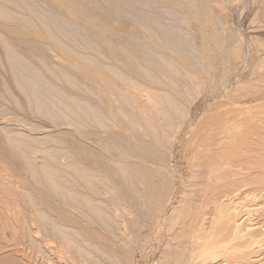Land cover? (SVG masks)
<instances>
[{
  "label": "rangeland",
  "instance_id": "rangeland-1",
  "mask_svg": "<svg viewBox=\"0 0 264 264\" xmlns=\"http://www.w3.org/2000/svg\"><path fill=\"white\" fill-rule=\"evenodd\" d=\"M44 1L45 0H35L34 5L37 6V8L35 6L34 7L37 9V13L39 12L40 15L42 13V16L43 14L45 16H48L49 13H52L53 15L58 14L57 16H59V14L64 15V13L57 11L54 4H52L48 0L46 1L49 4ZM94 1L95 0L89 1L92 2V5L95 4L94 6L91 5L92 13H94V18L101 21L105 16L103 20L107 24L103 20L101 22H104V25H107L118 33L117 36H113L115 40L112 37V42L110 44L118 51V53H124L128 47V49L132 51V56H136L135 58L133 57V59L135 60H133V62H135V64L138 63V65H140L142 68H140L139 66H135L134 63V66H130L124 61L123 58H117V60H111V58L109 59L107 57L108 55L106 54L107 52L105 50V47L101 44V42L98 41V39L89 38L88 40L92 41V44H88V42H86L88 41L87 39L84 42L81 37V39L79 37L74 40L71 39L73 42L71 40L70 42L67 38L66 40L63 37L64 40H66L63 41L68 45V49L71 48V52L73 49V54L77 52L76 54L85 55L88 58H91V60H95L96 63L98 62V66L104 72H108L107 65L113 64L112 67H114V70L116 72L119 71L117 74L120 76L122 75L121 78H116V81H119L123 77L122 80L127 83L126 87L129 89V91L136 94L135 97H137V102L135 101V105L132 103H129L130 105L122 103L118 93H116L114 90L102 87L100 84H97L95 86L88 80V78L84 76H76V74H73L74 79L76 78L75 81H77L79 86H81L82 90L80 88L76 89L63 86L60 81L52 79L51 82L54 85L60 88L63 87V89H65V91H67L70 96L77 97L79 100L81 98V100H84L85 102L89 101L88 103H91L90 105H93L100 111L103 110L100 113L103 112L102 115L104 127L96 126V124L94 125L95 122L93 123L91 121H89V125H86L87 122H85V126H77L73 124V122H71L70 124L60 123V125L58 121L55 126L49 125L50 128L53 127L52 130L48 128V130H44L45 132H39L47 133L48 135L51 132L50 134H52V136H57L59 138L61 137V139L64 141V146L68 147V149L70 148V150L74 152L76 156L78 155L76 158L78 159L77 163L79 164V166L82 165L84 170H94V172L91 170L90 171L91 174L93 172L92 176L100 175L97 179L104 178V181H101V183H104L102 184L103 186L101 185V189L103 190L101 191L103 193H101L100 196L102 197L96 195V197L99 199L94 198L92 204L100 208H107V211L111 212V215L114 217V224H116L115 228L113 231L109 230L107 226L96 219L93 212L91 210H88L89 208H82V206H79L78 204H72L74 208L71 206V204H68L69 207L66 205L67 208H65L66 206L61 204V210H63L61 211L60 206H56L57 204L59 205L57 201L49 200V203H47L48 199H51V197H49L46 192L42 191V193L37 188V186L32 182L31 178H29V173L25 171L26 168L24 160L15 156L16 154L13 155V150L10 149L9 146H6L7 144L4 143L6 142L4 137L7 132H14L13 135H15V137L17 138L21 137L20 135H18L20 134L21 130L25 132V134L38 135V131H35L32 128L33 126L30 125L35 120H37V118L39 120L42 117L39 118V116L30 111V108H28L29 106L27 99L22 94V92L19 91V88L15 87L13 89V86H10L11 91L9 89L3 91L2 85L4 81L6 82L10 80V78H8L10 77V73L8 72V67H4L6 61L3 59V51L0 47V89L2 90V93H0V95L2 94V98L0 99V103L2 104H0V106L4 111H7L8 107H10L9 110H13L12 112L8 110V112H15V115L18 110L21 111L20 107L22 108L23 112H25L28 108V110L26 111L27 114L18 112L19 115L16 116L11 114L13 117L8 112V116L6 114H0V124H5L2 126L0 125V145H5L3 147L0 146V230L2 229L0 231V264H85L86 262L85 261L83 263V261H81L82 256L80 258L79 255L78 258L76 256L77 253L75 254L72 250L71 252L69 247H67L68 244L66 242H61L64 240L60 239V241L58 240V237L54 235H52L51 237L49 236L47 237L48 239H46L47 242H49L47 246H50L48 247L50 249V252H47L50 254L45 252V254L47 253L45 255L44 252L39 251L41 254L40 255L38 252L36 253L32 250L33 247L31 246L29 241L25 239V236L23 234L24 230H26L24 229L26 228V226L24 225V223H22L23 221H20V218L22 217V208L20 206L22 205L19 204H24L23 198H25V194H29L30 191L34 192V190L36 192L35 195L37 194V196L40 197L41 200H43L42 202L45 207L49 209L48 211H51V217L52 215H57L53 218L57 220L61 219L60 222H62V217L65 218L63 220L64 222H62V225L67 227V229H71V232L68 229V234H75L73 235L74 237L70 235L72 239L75 238L73 240H76L78 242L85 239V242L82 241L78 243H81L82 246L84 245V247L86 246L87 248L90 245H94L93 247H95L96 250L97 248H99L98 251H96L93 247L90 246L89 250L92 248L91 250L93 252H91V250L90 252L88 251L90 256H87L91 257L92 255L91 259H98L97 261H89V258V262L87 261L89 264H92L93 262V264H172L171 261L176 260L177 262L182 257V261L180 259L179 262L180 264L181 262H186L185 259L186 255L188 254L187 252H191L194 257L192 261L191 259H189V261L187 260L188 262L186 263L190 264H264V67H261L264 66V0H210L209 3H212L211 5H213V3H217L219 5V8H222L220 9L221 12L219 14L224 16V18L223 16H221L223 18L221 19L224 20L222 21V24H224L223 26H225V30L224 32L221 31L220 33V40L222 38L223 39L221 40L222 43L218 45L220 47L221 45H224L225 49L223 47H217V49L214 48L212 57L210 58L211 60L209 59L210 61H207V59H203V61L199 62L196 60L199 54L195 49H199L198 51H200L201 39H204V30L202 35L199 30H196V27H200L202 24V21L200 20V13L198 11L200 10L199 4L201 0H155L157 3V5H155L157 7L153 5L155 2L154 0H146L145 2L143 0H141V2L140 0H134L137 3L133 2V0H130V2L133 3L130 4H132L133 6L129 5V7L131 8H127L129 9L128 12L130 11L131 13H127L128 15L124 13L127 12V9L122 12H118L110 8L106 9V7L99 6L100 3L97 4L99 2L98 0H96L95 2ZM146 2H148V5L150 3V9L147 8L149 7L148 5H145L147 4ZM221 2H223V5L221 4ZM139 3L140 7L138 5ZM49 5H53L50 6L53 8H49ZM135 5L136 7H134ZM142 6L144 7L142 8ZM152 6L155 7V9L158 8L159 10L152 9ZM97 7L100 8L98 9ZM93 8H95V10ZM103 8L105 9V11L100 10ZM138 8L139 10L140 8L142 10L138 11ZM45 9L48 12L50 10L51 11L48 13L47 11H45ZM97 9L99 12L97 11ZM133 9L135 10L133 11ZM223 9L224 11H228L229 13H224ZM20 11L22 13H26L25 11L23 12L22 9ZM148 11L149 13H147ZM99 14L103 15L101 16ZM145 14L149 16H146ZM156 14L158 15L156 16ZM142 15L145 17L144 20V17H142ZM137 16H139V19H137ZM154 18L159 21H156V23H154ZM147 19H149V21L152 19L153 21H151L156 25H151L153 23L151 21L149 23ZM225 20L227 22H225ZM141 21H145L143 23L144 25L146 23L147 24L144 26ZM198 21L201 24H199ZM158 24L160 26L159 28ZM194 24H197V26ZM149 25L151 26V28H149ZM74 28H76L75 30L79 31L78 33L83 34L84 32L85 34L83 35L89 37V34L86 31H82L81 29H79L80 27L78 28L77 26H74ZM202 28L204 29L203 26ZM160 29L163 32L166 31V36ZM70 31L74 30L70 28ZM156 31L158 33H156ZM39 32L41 33V31L38 30V39L42 36V33L39 34ZM130 33H132V36ZM171 33L173 34V36ZM1 34L2 36L10 37V35L6 34L5 32H2ZM129 35L131 37H126ZM225 36H228V38H225ZM164 38H166V42L164 41ZM129 39L132 44L130 43ZM168 39H171V42L169 41L168 43ZM93 41H95L94 43H96L97 45H93ZM122 43L126 46H121ZM37 45L39 46V48L42 47L41 44ZM81 45H83L84 47ZM198 45L200 46V48ZM38 46H34V51L38 52L39 54L41 52L40 55L42 56H39V54L35 53L34 51L33 53H31L32 55L30 53L27 54L24 51V47L18 48V46L16 45L18 49H22L19 51L21 53H25V56L30 57L33 60L32 62H34L33 64H35L36 62L37 66L38 64H41V61H38L41 58H44V60L48 62L46 63L48 65L51 64L50 66H52L53 68L66 65L67 59L65 56H61L62 54L57 55V51H54L53 49L49 50L48 48H46L48 51H44L43 49H40L41 51H38ZM252 46L254 47V53L252 50ZM227 47L231 50L226 49ZM89 48L92 50H90ZM144 48L146 49L145 51H143ZM262 48L263 50L261 51L260 49ZM134 49H137L138 51L140 50V52ZM95 50L98 52L96 53ZM256 50H259V54L258 52H256ZM142 51L145 53L146 51H148L150 55H144L145 53L143 54ZM126 52L128 51L126 50ZM37 54L38 57H36ZM256 54L258 56L262 54V61L259 60L260 56L258 57ZM88 55H90V57ZM140 55L143 58H140ZM148 56H150L151 58H149ZM137 58L140 60H138ZM116 61L120 62L118 63ZM255 62L257 63L255 64ZM250 63L253 64H251L250 66L248 65ZM258 64L259 69L258 67H256L258 66ZM207 65H209L211 68ZM129 66L131 68H129ZM249 66L250 68H247ZM133 67L135 70L132 69ZM135 67H139L140 69H137ZM255 67L257 68L258 72L256 71ZM260 67L263 68L261 69L263 71H259ZM41 69L43 72L46 71L45 67ZM207 69L210 71H207ZM148 71V75L152 73L151 75L156 77V79L159 78V80H156V82L154 79L151 80L153 76H148L147 73H145ZM255 72H257L258 74H255ZM260 72L262 73V75ZM140 74L142 77L140 76ZM252 74H254V76H252ZM249 75L250 77H248ZM92 87H94V89ZM12 89L14 92L15 90H17V93L15 94L16 96H14V92H12ZM93 90L95 91L93 92ZM90 91L92 92V94ZM10 93L11 95H9ZM146 94L151 95L152 97H150L151 104L149 106H147L148 101L146 98ZM3 95L5 97L7 95L10 97L8 98L7 96L5 98L3 97ZM166 95H171V97L175 100L176 104L174 107L170 104L165 103V100L162 99ZM11 96L14 97L12 98ZM17 97L18 99L20 98V100H22H19L20 103H18V99H15ZM11 98L13 101L11 100ZM4 100L6 101V104ZM7 100L11 102H8ZM144 100H146V102ZM15 102L23 106L26 104L27 105L23 107L16 104ZM11 103L13 104V106ZM144 105L148 107L147 110H149L150 114L154 115V117L159 118L161 116L160 118H162V115L165 112L170 113V115L172 116L173 124L171 126L164 124L157 125L159 127L155 131V134L157 136L156 138L154 137L155 135L152 136V134H149L151 132L148 130L146 124L141 120V114L143 113V110L145 111ZM168 105L171 107H169ZM17 106L19 107L17 108ZM155 106H158L159 108L157 107V109L159 110L155 109ZM14 107H16V109L18 110H15ZM162 107L164 108L162 109ZM165 108L167 109L165 110ZM2 109H0L1 112ZM160 109L164 111V113ZM28 111H30L32 114ZM160 111L162 112V115ZM20 113L24 115L23 117L29 119V121H27V119L26 121L24 120L25 123H30L27 129V125L25 126V123H21V118L23 117ZM33 115L36 116V118ZM3 116H5L6 120H4ZM18 118L20 119V121H17ZM7 119H9L10 122ZM43 120L46 121L44 118L41 119V121ZM50 122L51 121H49V123ZM91 123L93 124L91 125ZM113 125L115 126V128ZM5 126H8V128L10 127L9 129H13V131L8 130V128ZM75 126H77L78 128L81 127V129H78ZM3 127L7 128V130H3ZM15 127L18 128V131ZM158 134H160V139ZM1 139L3 140V143ZM65 140L69 141L66 142ZM49 143L56 146V143ZM120 144H123L122 146L125 147L127 146L126 148L124 147L125 150H127V154L128 150H130L129 154L126 157H124L126 153H123L124 148H120L122 147ZM31 145L32 147H29L30 150L33 147L35 148V146H37L31 143L28 144V146ZM131 146L137 147V150H132L134 149V147L132 148ZM140 147L142 148V150H144V152L140 149ZM151 147L153 149H151ZM77 149H79L80 151ZM125 150L124 152H126ZM145 150H147V152ZM33 151H30L32 154H29L30 159L35 161L37 164L39 162L42 163V158L39 159V155L36 154L38 158L37 161L35 151ZM130 152H132L133 155H130ZM136 152H139L137 153L138 155L135 154ZM122 153L123 156H121ZM63 154L64 153H60L62 157ZM139 154H141L143 158L142 156L140 157ZM144 154L146 156H144ZM61 156L58 157V159L61 158ZM65 156L66 155L64 154V157L61 159L64 160ZM66 157L67 158H65L64 160L65 163H63L64 161L62 162V164H64L62 167L64 169H67L68 167L72 168L69 159H73L70 157L68 158V156ZM32 158H34L35 160ZM61 159L59 160L62 161ZM143 159H145L146 161L144 160L145 162H142ZM119 161L130 165L134 164V168L138 170L140 174L144 173L142 175L144 179H146L147 182H151L152 186H155L152 187L150 184H144V188V185L141 184L142 186H140V189H144L142 194H140L141 190L139 193V197L143 196L141 197V200L140 198H135V200L128 193H124V185L122 187L119 183V181H122L121 177L119 178V176L114 172L112 168L115 167L113 164H116ZM59 164H61V162ZM140 165H142V167ZM82 166L80 168H82ZM90 171L88 172L90 173ZM156 184L160 187H157ZM67 185L70 188L71 182H68ZM73 185L75 186L73 187ZM77 186V184H72L73 188H71L75 191L77 190V188L78 190L81 188L80 190L82 191H76L77 195L79 194L78 197L82 200H85L84 197L88 196V199L90 201V199H92V197H89L90 193H88L86 189H83L82 187L79 188ZM116 186H121L120 188H122V191L119 190V188L117 189ZM22 189H26V192L29 193H26ZM36 190H39V194ZM84 190L87 191L86 193L88 194L85 195ZM156 190L158 192H156ZM159 190H161V192ZM150 191H152L153 194L150 193ZM42 196L44 197V199ZM46 204L49 205L46 206ZM77 205L78 208H76ZM115 206L116 208L118 207L116 210ZM49 207L55 208V211L53 209H50ZM84 208H86V210ZM64 211L66 213H64ZM53 212L54 214H52ZM67 216H69L70 218ZM20 228H22V230ZM220 228H222V230ZM16 233H18V235ZM19 233L21 235L23 234L24 238ZM101 233L103 234V237ZM19 236L21 237V240ZM81 236H83L84 238ZM12 239L14 242L12 241ZM9 243L11 246L9 245ZM29 245L30 247H28ZM30 252L33 253L32 255L34 256V258L36 257L37 261L36 259L32 258L33 256ZM35 254H39L38 258ZM59 254L62 256H60ZM192 254L191 256L187 255V257H192ZM42 256L44 257L43 259ZM50 256H52L51 258L53 260L49 258ZM176 257L179 259H175ZM172 258L174 260H171ZM176 262H173V264H176Z\"/></svg>",
  "mask_w": 264,
  "mask_h": 264
},
{
  "label": "bare ground",
  "instance_id": "bare-ground-1",
  "mask_svg": "<svg viewBox=\"0 0 264 264\" xmlns=\"http://www.w3.org/2000/svg\"><path fill=\"white\" fill-rule=\"evenodd\" d=\"M46 1V0H45ZM44 1V2H45ZM49 2H51L52 4H54V6L56 7V9H57V11H60L61 13H64V15L63 14H59V16H57L58 14H56V15H53L52 13H49L46 9H45V11H47L48 13H49V15L48 16H45L44 14H43V16H42V13H41V15L39 14V12L37 13V6H35L34 5V2H35V0H0V42H1V48H2V51H3V56H4V60L6 61V64H4V67L6 66V67H8L7 69L9 70L8 72L10 73V77H8V75H7V77L8 78H10V80L9 81H4V83H3V91H6L7 89H9L10 90V86H13V89L15 88V87H17V88H19L20 90L19 91H21L22 92V94L26 97V99H27V102H28V108H30V111H32V113H34L35 115H37V116H39V118L40 117H42L41 119H45L46 121H41V119H39L38 120V118H37V120H35L34 121V118H33V121L35 122H33L30 126H33L32 128L35 130V131H38V135H33V134H25V132H23L22 130H21V132H20V134H18V135H20L21 137L20 138H17V137H15V135H13L14 134V132L12 133V132H7L6 134H5V141L6 142H4L5 144H7L6 146H9L10 147V149H12L13 150V155H15V156H17V157H19V158H21V159H23L24 160V163H25V168H26V172H28L29 173V178H31V180H32V182L37 186V188L42 192H46L48 195H49V197H51V199L49 198L48 199V202L47 203H49V200L50 201H53V200H55V201H57L58 203H59V205L57 204L56 206H60V210L62 209V205H64V206H68V204H71V206L73 207V205L72 204H74V205H76V204H78L79 206H82V208L83 207H86L88 210H91L92 212H93V214H94V216L96 217V219L97 220H99L100 222H102L105 226H107V228H109V230H114V228H115V225L116 224H114V220H113V216L111 215V212L110 211H107L108 209L106 208V209H104V208H100V207H97L96 205H94V204H92V201L94 200V198H96V199H99V198H97L96 197V195L97 196H100V194L101 193H103L102 191V187H101V185L102 184H104V183H101V181H104L103 179L104 178H100V179H97L99 176L97 175H93L92 176V174H93V172H94V170H92V169H89V170H84L83 169V166H82V168H80L81 166H79V164L77 163V161H78V159L76 158L77 156L75 155V153L74 152H72L71 150H70V148L68 149V147H66V146H64V141L61 139V137L59 138V137H57V136H52V134H50L49 132V135L47 134V133H43V132H39V131H44V130H48V128H50L49 127V125H53V126H55L56 125V123H58V121H59V124L61 123V124H70L71 122H73V124H75V125H77V126H81V125H83V126H85V122H87V124L86 125H89V121H91V122H95L94 123V125L96 124V126H99V127H101V126H103L104 127V122H103V115H102V113H100L101 111H103V110H99L98 108H95L93 105H90L91 103H88V102H85L84 100L82 101L81 100V98H80V100L77 98V97H72V96H70L69 95V93L67 92V91H65V89H63V87H58V86H56V85H54L52 82H51V80L52 79H55V80H57V81H60L61 83H62V85L63 86H66V87H69V88H80L81 90H82V88H81V86H79V84L77 83V81H75V79H74V75L73 74H76V76L77 75H80V76H84V77H86V78H88V80L93 84V85H101L102 87H106V88H108V89H111V90H114L116 93H118V95H119V97H120V100H121V102L122 103H125V104H129V103H132V104H136L135 103V101H136V99H137V97H135L136 96V94L135 93H133V92H130L129 91V89L126 87L127 85V83H125V81H123L122 79H123V77H122V79H120L119 81H116L117 79L116 78H121V76L120 75H118L117 73L119 72H116L115 70H114V67H112L113 66V64L112 65H107V70H108V72L106 71V72H104V71H102L101 69H100V67L98 66V62L96 63V61L95 60H91V58H88L87 56H85V55H82V54H76V53H72L73 52V49H72V52H71V48L70 49H68V45L64 42V41H66L67 39L70 41L71 39L72 40H74V39H77V37H81L82 39H83V41L85 42L86 41V39L88 40L89 38H95V39H98V41L99 42H101V44L105 47V50H106V54L108 55L107 57L110 59L111 58V60L113 59V60H117V58H123L124 59V61L126 62V63H128L130 66H139L140 68H142L140 65H138V63L137 64H135V62H133V57L135 58L136 56L135 55H133L132 56V54H131V50H129L128 49V47H127V51L128 52H126V50H125V52L124 53H118V51L110 44L111 42H112V37L113 36H117L118 35V33L117 32H115V30H113V29H111L110 27H108L107 25H104L103 23L105 22L103 19L105 18V16H104V18L102 19L104 22L102 23L101 21H99V20H97V19H95L94 18V13H92V6H94V5H92V2H89V1H91V0H48ZM96 1V0H95ZM94 1V2H95ZM99 2L97 3V4H99V6H102V7H106V9L107 8H110V9H112V10H116V11H118V12H122V11H124V10H126L127 8H131V7H129V5L131 6L133 3L132 2H130V0H98ZM144 2L146 1V0H143ZM142 1V2H143ZM148 1V0H147ZM155 1V0H154ZM157 1V0H156ZM156 1L154 2V4L153 5H157V3H156ZM160 1V0H159ZM195 1V0H194ZM200 1V0H199ZM198 1V2H199ZM209 1L210 0H201L200 1V4H199V9L200 10H198L199 11V13H200V20L202 21V24L199 22V24H201V26L200 27H196V30H199L200 32H201V35L203 34V30H204V35H203V40L201 39V48H200V46H199V48H200V51H198L199 49H195L196 51H197V53L199 54V56H197V61L199 62V61H203V59H207V61H210L211 59V57H212V54H213V49L214 48H216L217 49V47H220L219 45H220V43H222L221 42V40L223 39H221L220 40V33H221V31H223L224 32V30H225V26H223L224 24H222V21H224V20H222L223 18H224V16L223 15H221V14H219L221 11H220V9H222V8H219V5L217 4V3H213V5H211L212 3H209ZM213 1V0H212ZM223 1V0H222ZM38 2V1H37ZM133 2H135L134 0H133ZM139 2V1H138ZM140 2H141V0H140ZM151 2V1H150ZM41 3H42V1H41ZM46 3H47V1H46ZM130 3H132V4H130ZM135 3H137V2H135ZM147 4H145L146 6L148 5V2H146ZM152 3V2H151ZM47 4H49V3H47ZM46 4V5H47ZM97 4H96V6H97ZM220 4V3H219ZM221 4L223 5V2H221ZM232 4V3H231ZM92 5V6H91ZM137 5V4H136ZM136 5L134 6V7H136ZM139 5V7H140V3L138 4ZM137 5V6H138ZM152 5V4H151ZM155 5V7H157ZM162 5V4H161ZM192 5V4H191ZM264 5V4H263ZM36 8H35V7ZM45 6V5H44ZM50 6H53V5H49V8H53V7H50ZM133 6V5H132ZM149 7H147V8H149L150 9V3H149V5H148ZM159 6V5H158ZM55 7H54V9H55ZM101 7V8H102ZM144 6H142V8H143ZM153 7V6H152ZM155 7H153L152 9H154V10H159L158 8L157 9H155ZM220 7H221V5H220ZM223 7V6H222ZM98 8V7H97ZM100 8V7H99ZM98 8V9H99ZM163 8V7H162ZM264 8V7H263ZM262 8V9H263ZM23 10V12L25 11L26 13H22L20 10ZM38 9H39V7H38ZM40 9H42V8H40ZM53 9V10H54ZM94 10H95V8H93ZM98 9H97V11H98ZM173 9V8H172ZM225 9V8H224ZM224 9H223V11H224ZM93 10V11H94ZM100 10H103V11H105V9L103 8V9H100ZM128 10L129 9H127L126 11L127 12H124V13H130V11L128 12ZM132 10V9H131ZM135 9H133V11H134ZM140 10H142L141 8H140ZM139 10V8H138V11H140ZM144 10V9H143ZM165 10V9H164ZM163 10V11H164ZM161 11H162V9H161ZM222 11V12H223ZM262 11V10H261ZM54 12V11H53ZM56 12V11H55ZM99 12V11H98ZM109 12V11H108ZM169 12V11H168ZM227 13L228 11H224V13ZM260 12V11H259ZM44 13V12H43ZM59 13V12H58ZM95 13H96V11H95ZM141 13V12H140ZM147 13H149V11L147 12ZM146 13V14H147ZM151 13V12H150ZM229 13V12H228ZM258 13V12H257ZM45 14H46V12H45ZM93 14V15H92ZM98 14V13H97ZM104 14V13H103ZM102 14V15H103ZM131 14V13H130ZM135 14V13H134ZM145 14V15H146ZM260 14V13H259ZM63 15V16H62ZM99 15H101V14H99ZM101 15V16H102ZM128 15V14H127ZM136 15H139V14H136ZM155 15V14H154ZM158 14H156V16H157ZM175 15V14H174ZM173 15V16H174ZM96 16H98V15H96ZM95 16V17H96ZM125 16V15H124ZM130 16V15H129ZM134 16V15H133ZM132 16V17H133ZM146 16H149V15H146ZM221 16H223V18L221 17ZM108 17V16H107ZM135 17V16H134ZM138 18L137 19H139V16H137ZM142 17H144L143 15H142ZM116 18V17H115ZM136 18V17H135ZM141 18V17H140ZM148 18V17H147ZM150 18V17H149ZM222 18V19H221ZM101 19V18H100ZM107 19V18H106ZM105 19V20H106ZM145 19V17L143 18V20ZM155 19V22L154 23H156V21H159V20H157L156 18H154ZM231 19V18H230ZM142 20V21H143ZM152 20V19H151ZM150 20V21H151ZM161 20V19H160ZM182 20V19H181ZM227 20V19H226ZM225 20V22H227ZM134 21V20H133ZM141 21V22H142ZM147 21L150 23V21H149V19H147ZM153 21V20H152ZM151 21V22H152ZM175 21H177V20H175ZM194 21V20H193ZM136 22V21H135ZM141 22H139V23H141ZM145 22V21H144ZM144 22H142V24L144 23ZM197 22V23H198ZM106 23V22H105ZM153 23V22H152ZM151 24V25H156V24ZM157 23H159V22H157ZM164 23V22H163ZM182 23V22H181ZM222 25H221V24ZM224 23V22H223ZM107 24V23H106ZM147 24V23H146ZM145 24V25H146ZM162 24V23H161ZM226 24V23H225ZM79 25V26H78ZM139 25V24H138ZM144 25V24H143ZM144 25V26H145ZM164 25H166V24H164ZM191 25V24H190ZM194 25H196L197 26V24H194ZM74 26H77L79 29H81L82 31H86L88 34H89V37H87V36H84L83 34H85L84 32H83V34L82 33H78L79 31L78 30H75L76 28H74ZM150 26V25H149ZM163 26V25H162ZM171 26V25H170ZM169 26V27H170ZM202 26L204 27V29L202 28ZM160 26H159V24H158V28H159ZM172 27V26H171ZM226 27H227V25H226ZM70 28H72L74 31H70ZM149 28H151V26L149 27ZM149 28H148V30H149ZM155 28V27H154ZM157 28V27H156ZM198 28V29H197ZM161 29H162V27H161ZM160 29V30H161ZM38 30H40L41 31V33L39 32V34H41L42 36L38 39L37 38V36H38ZM151 31H153V30H151ZM162 31V30H161ZM165 31V30H164ZM2 32H5L6 34H8V35H10V37L9 36H2ZM120 32V31H119ZM163 32V31H162ZM173 32V31H172ZM175 32V31H174ZM223 32H222V34H223ZM86 33V34H87ZM138 33V32H137ZM156 33H158L157 31H156ZM164 33V35L166 36V31L165 32H163ZM129 34V33H128ZM131 34V36H132V33H130ZM154 34V33H153ZM152 34V35H153ZM168 34V33H167ZM172 34V33H171ZM176 34V33H175ZM191 34V33H190ZM221 34V35H222ZM5 35V34H4ZM134 35V34H133ZM144 35V34H143ZM151 35V36H152ZM163 35V34H162ZM163 35V36H164ZM170 35V34H169ZM91 36V37H90ZM123 36H125V35H123ZM130 35L129 36H126V37H131ZM164 36V37H165ZM172 36H173V34H172ZM230 36V35H229ZM66 39V40H64V38ZM125 37V38H126ZM135 37V36H134ZM154 37V36H153ZM152 37V38H153ZM188 37V36H187ZM223 37V36H222ZM228 38V36H225V38ZM233 37V36H232ZM80 38V39H81ZM163 38V37H162ZM166 38H168V37H166ZM166 38H164V41L166 40ZM170 38V37H169ZM202 38V37H201ZM113 39H114V37H113ZM123 39V38H122ZM133 39V38H132ZM175 39H177V38H175ZM190 39V38H189ZM64 40V41H63ZM71 40V41H72ZM115 40V39H114ZM125 40V39H124ZM146 40H147V38H146ZM156 40V39H155ZM180 40V39H179ZM187 40V39H186ZM192 40H193V38H192ZM200 40V39H199ZM226 40H228V39H226ZM70 41V42H71ZM76 41V40H75ZM120 41V40H119ZM126 41H128V40H126ZM129 41H130V39H129ZM138 41H139V38H138ZM137 41V42H138ZM169 41L171 42V39H168V43H169ZM182 41V40H181ZM224 41V40H223ZM73 42V41H72ZM77 42V41H76ZM86 42H88V44H92V41H86ZM95 41H93V45L94 44H96V43H94ZM123 42V41H122ZM133 42V41H132ZM166 42V41H165ZM226 42H228V41H226ZM69 43V42H68ZM78 43H79V41H78ZM116 43H117V40H116ZM125 43V42H124ZM130 43H131V41H130ZM168 43H167V45H168ZM174 43V42H173ZM224 43V42H223ZM23 44V45H22ZM37 44H41L42 45V47L41 48H39V46L37 45ZM132 44V43H131ZM134 44V43H133ZM135 44H136V39H135ZM141 44V43H140ZM166 44V43H165ZM171 44V43H170ZM186 44V43H185ZM219 44V45H218ZM244 44V43H243ZM15 45V46H14ZM16 45L18 46V48H22V47H24V51L28 54V53H33V51H34V46L36 45V46H38V51L40 50V49H43L44 51L45 50H47L46 48H48L49 50L51 49H53L54 51H57V55H61V56H65L66 57V59H67V62H66V65H64V66H60V67H57V68H53L52 66H50V65H48L47 63V61L46 60H44V58H41L40 59V57H39V59L40 60H38L39 62L41 61V64L39 65L38 64V66H37V64H36V62H35V64H33L34 62H32L33 60L30 58V57H28V56H25L26 54L25 53H21L19 50H22V49H18L17 47H16ZM21 45V46H20ZM97 45V44H96ZM95 45V46H96ZM122 45H125V44H121V46ZM129 45V44H128ZM174 45V44H173ZM172 45V46H173ZM71 46V45H70ZM81 46H83V45H81ZM87 46H91V45H87ZM119 46V45H118ZM120 46V47H121ZM126 46V45H125ZM124 46V47H125ZM147 46V45H146ZM229 46V45H228ZM231 46V45H230ZM84 47V46H83ZM86 47V46H85ZM93 47V46H92ZM92 47H90V48H92ZM170 47V46H169ZM221 47H223L224 48V45H221ZM220 47V48H221ZM225 47H226V44H225ZM245 47V46H244ZM253 47V46H252ZM251 47V48H252ZM89 48V49H90ZM94 48V47H93ZM97 48V47H96ZM83 49H85V48H83ZM125 49V48H124ZM123 49V50H124ZM138 49V48H137ZM137 49H134V50H137ZM193 49V48H192ZM215 49V50H216ZM225 49V48H224ZM226 49H229L228 47L226 48ZM254 49V47L252 48V50ZM81 50H82V48H81ZM90 50H92V49H90ZM141 50H143V49H141ZM146 49L144 48V50L143 51H145ZM221 50V49H220ZM229 50H231V49H229ZM261 51L263 50V48L262 49H260ZM41 51V50H40ZM43 51V52H44ZM48 51V50H47ZM96 51V50H95ZM122 51V50H121ZM138 51V50H137ZM142 51V53L144 54L145 52H143ZM217 51V50H216ZM215 51V52H216ZM225 51V50H224ZM223 51V52H224ZM227 51V50H226ZM35 52V51H34ZM98 51H96V53H97ZM136 52V51H135ZM138 52H140V50L138 51ZM194 52V51H193ZM229 52V51H228ZM237 52V51H236ZM247 52V51H246ZM256 52H258V54H259V50L257 51L256 50ZM255 52V53H256ZM264 52V51H263ZM35 53H38V52H35ZM78 53H79V51H78ZM147 53V54H146ZM146 53L144 54V55H148L149 54V52L148 51H146ZM226 53V52H225ZM252 53V52H251ZM253 53H254V50H253ZM252 53V54H253ZM261 53V52H260ZM25 54V55H24ZM39 54V53H38ZM38 54H37V56L36 57H38ZM40 54H41V52H40ZM39 54V56H42V55H40ZM47 54V53H46ZM100 54V53H99ZM102 54V53H101ZM104 54H105V52H104ZM138 54V53H137ZM140 54V53H139ZM165 54V53H164ZM244 54V53H243ZM264 54V53H263ZM32 55V54H31ZM142 55V54H141ZM141 55H140V58H143V57H141ZM150 55V54H149ZM257 55V54H256ZM262 55V54H261ZM261 55H259L260 56V59L259 60H261ZM89 57H90V55H88ZM101 56V55H100ZM103 56V55H102ZM106 56V55H105ZM167 56V55H166ZM191 56V55H190ZM254 56H255V54H254ZM258 56V55H257ZM258 56V57H259ZM33 57H34V55H33ZM64 57V58H65ZM149 58H151L150 56H148ZM148 57H146V58H148ZM169 57V56H168ZM214 57V56H213ZM223 57H225V56H223ZM248 57V56H247ZM257 57V58H258ZM97 58V57H96ZM106 58V57H105ZM217 58V57H216ZM227 58V57H226ZM237 58H239V57H237ZM251 58H253V57H251ZM1 59V58H0ZM138 59V58H137ZM157 59V58H156ZM160 59V58H159ZM210 59V60H209ZM214 59V58H213ZM219 59V58H218ZM246 59V58H245ZM82 60H84V61H82ZM119 60V59H118ZM138 60H140V59H138ZM138 60H136V61H138ZM150 60V59H149ZM158 60V59H157ZM252 60V59H251ZM110 61V60H109ZM135 61V60H134ZM144 61V60H143ZM145 61H147V60H145ZM217 61V60H216ZM226 61H227V59H226ZM262 61V60H261ZM0 62H1V60H0ZM47 62V63H46ZM116 62H118V61H116ZM120 62V61H119ZM118 62V63H119ZM140 62V61H139ZM151 62V61H150ZM190 62V61H189ZM197 62V63H198ZM231 62V61H230ZM237 62V61H236ZM240 62V61H239ZM257 62H258V60H257ZM257 62H255V64L257 63ZM133 63H134V65H133ZM154 63V62H153ZM159 63H161V62H159ZM203 63V62H202ZM254 63V62H253ZM253 63H250V64H248V65H250L251 66V64H253ZM260 63V62H259ZM262 63V62H261ZM62 64H64V63H62ZM230 64V63H229ZM228 64V65H229ZM245 64V63H244ZM263 64H264V61H263ZM215 65V64H214ZM231 65V64H230ZM238 65V64H237ZM260 65H262V64H260ZM129 66V68H131ZM194 66V65H193ZM201 66V65H200ZM208 67H210L209 65H207ZM227 66V65H226ZM233 66V65H232ZM250 66L249 67H247V68H250ZM253 66V65H252ZM43 67H45V69H46V71L45 72H43L42 71V69L41 68H43ZM139 67H135V68H137V69H140ZM216 67V66H215ZM256 67H258V69H259V64H258V66H256ZM255 67V68H256ZM261 67H264V66H261ZM260 67V70L259 71H263V70H261V69H263V68H261ZM116 68V67H115ZM204 68V67H203ZM211 68V67H210ZM6 69V68H5ZM44 69V70H45ZM118 69V68H117ZM132 69H134V67L132 68ZM225 69V68H224ZM254 69V68H253ZM105 70V69H104ZM135 70V69H134ZM151 70V69H150ZM159 70H161V69H159ZM227 70V69H226ZM130 71V70H129ZM140 71V70H139ZM138 71V72H139ZM143 71V70H142ZM158 71V70H157ZM207 71H210V70H208L207 69ZM216 71H218V70H216ZM256 71H257V68H256ZM41 72V73H40ZM166 72V71H165ZM164 72V73H165ZM228 72V71H227ZM254 72V71H253ZM253 72H251V73H253ZM258 72V71H257ZM257 72H255V74L257 73ZM144 73V72H143ZM145 73H147V75H148V73H149V71L148 72H145ZM261 73V72H260ZM114 74H116V75H114ZM142 74V73H141ZM141 74H140V76H141ZM152 74V73H151ZM150 74V75H151ZM215 74V73H214ZM258 74V73H257ZM1 75V74H0ZM146 75V74H145ZM150 75H148V76H150ZM186 75V74H185ZM223 75H224V73H223ZM226 75V74H225ZM261 75H262V73H261ZM264 75V74H263ZM151 76H153V75H151ZM208 76V75H207ZM246 76H247V74H246ZM252 76H254V74H252ZM251 76V77H252ZM259 76V75H258ZM4 77V76H3ZM6 77V78H7ZM142 77V76H141ZM244 77V76H243ZM248 77H250V75L248 76ZM241 78V77H240ZM245 78V77H244ZM143 79H144V77H143ZM155 80V82H156V80H159V78L158 79H156V77H152V79L151 80ZM173 79V78H172ZM243 79V78H242ZM4 80V79H3ZM87 80V79H86ZM125 80V79H124ZM127 80V79H126ZM191 80V79H190ZM189 80V81H190ZM193 80V79H192ZM191 82V81H190ZM88 83V82H87ZM121 83V84H120ZM152 83V82H151ZM158 83V82H157ZM192 83V82H191ZM257 83V82H256ZM133 84V83H132ZM144 84V83H143ZM91 85V84H90ZM92 85V86H93ZM125 85V86H124ZM181 87V86H180ZM93 89H94V87H92ZM98 88V87H97ZM139 88V87H138ZM13 89H12V92H14L13 91ZM149 89V88H148ZM184 89V88H183ZM92 90V89H91ZM96 90V89H95ZM95 90H93V92L95 91ZM146 90H147V88H146ZM0 93H2V90L0 89ZM11 91V90H10ZM17 90H15V92H14V96H16L15 94L17 93L16 92ZM70 91V90H69ZM88 91H89V89H88ZM110 91V90H109ZM143 91V90H142ZM180 91V90H179ZM72 92V91H71ZM77 92V91H76ZM91 92V91H90ZM114 92V93H115ZM9 93V92H8ZM254 93V92H253ZM22 94H21V96H22ZM91 94H92V92H91ZM165 94V93H164ZM167 94V93H166ZM2 95V94H1ZM1 95H0V99L2 98L1 97ZM9 95H11V93L9 94ZM18 95H19V93H18ZM98 95V94H97ZM8 96V95H7ZM6 96V97H7ZM14 96H11L12 98L14 97ZM153 96V95H152ZM3 97H5L4 95H3ZM5 97V98H6ZM10 96H8V98H9ZM96 97V96H95ZM99 97V96H98ZM151 95H147L146 94V98H147V101H148V105L147 106H149L150 104H151ZM251 97V96H250ZM7 98V99H8ZM12 98H11V100H12ZM21 98H23V97H21ZM104 98V97H103ZM4 99V98H3ZM15 99H18V97L17 98H15ZM14 99V100H15ZM99 99V98H98ZM162 99H164L165 100V103H167V104H170L171 106H175V100L171 97V95H166L165 97H163ZM6 100V99H5ZM4 100V101H5ZM10 100V99H9ZM9 100H7L8 102H11V101H9ZM20 98L17 100L18 101V103H20V101H22V100H20ZM24 100V99H23ZM91 100V99H90ZM101 100V99H100ZM163 100V101H164ZM1 101V100H0ZM3 101V102H4ZM13 101V100H12ZM16 101V100H15ZM94 101V100H93ZM138 101H139V99H138ZM145 102H146V100H144ZM25 102V101H24ZM23 102V103H24ZM96 102V101H95ZM137 102V101H136ZM16 104H18L17 102H15ZM22 103V102H21ZM139 103V102H138ZM137 103V104H138ZM162 103V102H161ZM0 104H2V103H0ZM5 104H6V101H5ZM12 104V103H11ZM10 104V105H11ZM16 104H14V105H16ZM94 104V103H93ZM153 104V103H152ZM156 104V103H155ZM18 105H21V104H18ZM27 105V104H26ZM26 105H21V106H23V107H25ZM130 105V104H129ZM143 105V104H142ZM165 105V104H164ZM7 106H9V105H7ZM12 106H13V104H12ZM99 106V105H98ZM139 106V105H138ZM145 106V111L143 110V113L141 114L142 115V122H144L145 124H146V126H147V128H148V130L151 132V133H149V134H152V136L153 135H155L154 137L156 138L157 136H156V134H155V131L158 129V127L159 126H157L158 124H161V125H172L173 124V121H172V116L170 115V113H168V112H165L164 113V111H162L161 109V111L164 113L163 115H162V112H161V115H162V118H157V117H154V115H151L150 114V112H149V110H147V108L148 107H146V105H144ZM143 106V107H144ZM169 106V105H168ZM168 106H166V107H168ZM171 106H169V107H171ZM3 107H4V104H3ZM6 107V106H5ZM19 106H17V108H18ZM156 108L155 109H157V107L158 106H155ZM7 108V107H6ZM9 108L10 107H8V110H9ZM12 108V107H11ZM28 108H27V110H28ZM109 108V107H108ZM121 108V107H120ZM137 108V107H136ZM159 108V107H158ZM164 107H162V109H163ZM0 109H2V107L0 106ZM14 109L15 110H18V109H16V107H14ZM101 109V108H100ZM167 108H165V110H166ZM8 110L6 111V113H5V111L2 109V112L0 111V114L1 115H4V114H6L7 116H8V113H10V112H12V110L13 109H11V110H9L10 112H8ZM20 110L21 111H19L18 110V112H23L22 111V108L20 107ZM24 110V109H23ZM26 110V111H27ZM157 110H159V109H157ZM175 110V109H174ZM181 110V109H180ZM25 111V110H24ZM26 111L25 112H23V113H26ZM30 111H28V112H30ZM109 111V110H108ZM133 111V110H132ZM176 111V110H175ZM8 112V113H7ZM16 113V115H19V113ZM111 112H112V110H111ZM138 112H139V110H138ZM15 112H13V113H10V115L12 114V115H15L14 114ZM31 113V112H30ZM31 113V114H32ZM107 113V112H106ZM105 113V114H106ZM136 113V112H135ZM168 113V114H167ZM21 114V113H20ZM27 114V113H26ZM26 114H25V116H26ZM30 114V115H31ZM110 114V113H109ZM138 114V113H137ZM9 115V116H10ZM11 115V116H12ZM15 115V116H16ZM29 115V116H30ZM130 115V114H129ZM135 115V114H134ZM14 116V117H15ZM21 116L23 117L24 115L23 114H21ZM34 116V115H33ZM32 116V117H33ZM136 116V115H135ZM174 116V115H173ZM4 117V120H6L5 119V116H3ZM13 117V116H12ZM11 117V118H12ZM19 117V116H18ZM35 118H36V116H34ZM1 118V117H0ZM20 118V117H19ZM18 118V120L17 121H20V119ZM108 118V117H107ZM141 118V117H140ZM139 118V119H140ZM10 119V118H9ZM9 119H7L8 121H9ZM16 119V118H15ZM26 119L27 118H25V117H23V118H21V123L22 124H24L25 122H24V120L26 121ZM32 119V118H31ZM60 119V120H59ZM109 119V118H108ZM12 120V119H11ZM68 120H69V122H68ZM27 121H29V119H27ZM49 121H51L50 123H49ZM60 121H62V122H60ZM120 121V120H119ZM10 122V121H9ZM30 122H32V121H30ZM53 122V123H52ZM109 122V121H108ZM139 122V121H138ZM13 123V122H12ZM16 123H18V122H16ZM93 123H91V125L93 124ZM6 124H9V123H6ZM30 124V123H29ZM28 123H25V126H26V129H27V127H29L28 125H29ZM60 124V125H61ZM111 124V123H110ZM127 124V123H126ZM1 125V124H0ZM2 125H5V124H2ZM1 125V126H2ZM140 125V124H139ZM161 125H160V127H161ZM9 126V125H8ZM8 126H5V127H7L8 128ZM13 126V125H12ZM11 126V127H12ZM22 126V125H21ZM77 126H75V127H77ZM107 126H108V124H107ZM114 126V125H113ZM132 126V125H131ZM136 126V125H135ZM145 126V125H144ZM5 127H3V130H7V128H5ZM16 127H18V126H16ZM15 127V128H16ZM69 127V126H68ZM91 127H93V126H91ZM165 127V126H164ZM1 128V127H0ZM10 128V127H9ZM8 128V130H12L13 131V129H9ZM14 128V127H13ZM21 128V127H20ZM52 128L53 127H51L50 128V130H52ZM63 128H64V126H63ZM78 128V127H77ZM83 128V127H82ZM87 128V127H86ZM114 128H115V126H114ZM134 128V127H133ZM142 128V127H141ZM145 128V127H144ZM22 129V128H21ZM25 129V128H24ZM78 129H81V127L80 128H78ZM170 129H172V128H170ZM15 130V129H14ZM16 130L18 131V128H16ZM33 130V131H34ZM169 130V129H168ZM31 131V130H30ZM68 131V130H67ZM139 131V130H138ZM149 131H146V132H149ZM4 132V131H3ZM45 132V131H44ZM75 132V131H74ZM81 132V131H80ZM86 132V131H85ZM18 133V132H17ZM34 133V132H33ZM79 133V132H78ZM83 133V132H82ZM141 133V132H140ZM139 133V134H140ZM143 133V132H142ZM158 133V132H157ZM168 133V132H167ZM35 134H37V133H35ZM40 134V135H39ZM89 134V133H88ZM137 134H138V132H137ZM4 135V134H3ZM17 135V134H16ZM17 135V136H18ZM58 135V134H57ZM67 135V134H66ZM69 135V134H68ZM159 135V139H160V134H158ZM1 137V136H0ZM87 137H89V136H87ZM101 137V136H100ZM118 137V136H117ZM158 139V138H157ZM157 139H155V140H157ZM158 139V140H159ZM2 140V139H1ZM103 140V139H102ZM143 140H144V138H143ZM66 141V140H65ZM67 141H69V140H67ZM66 141V142H67ZM71 141V140H70ZM77 141V140H76ZM92 141V140H91ZM98 141V140H97ZM160 141V140H159ZM1 142V141H0ZM49 142H53V143H56V146L54 145V144H51V143H49ZM100 142V141H99ZM104 142V141H103ZM147 142V141H146ZM151 142V141H150ZM2 143H3V140H2ZM29 143H31V144H34V145H37V146H35V148L33 147L31 150L29 149V147L31 148L32 147V145L31 146H28V144ZM97 143V142H96ZM113 143V142H112ZM142 143H143V141H142ZM47 144H50V145H47ZM66 144V143H65ZM85 144V143H84ZM101 144V143H100ZM107 144V143H106ZM114 144V143H113ZM153 144V143H152ZM33 145V146H34ZM54 145V146H53ZM80 145V144H79ZM121 145V144H120ZM123 145V144H122ZM121 145V146H122ZM147 145H148V143H147ZM146 145V146H147ZM1 146V145H0ZM3 146H5L4 144L1 146V147H3ZM12 146V147H11ZM68 146V145H67ZM75 146V145H74ZM78 146V145H77ZM114 146V145H113ZM118 146V145H117ZM145 146V145H144ZM92 147V146H91ZM102 147V146H101ZM107 147V146H106ZM125 146H122V147H120V148H124ZM127 147V146H126ZM125 147V148H126ZM132 147V146H131ZM134 147V149H132V150H135L137 147H135V146H133ZM132 147V148H133ZM79 148V147H78ZM85 148V147H84ZM109 148H111V147H109ZM125 148H124V150H125ZM139 148V147H138ZM6 149V148H5ZM82 149V148H81ZM88 149V148H87ZM113 149V148H112ZM140 149L142 150V148L140 147ZM151 149H153L152 147H151ZM155 149V148H154ZM35 151V156H36V154L37 155H39V159H41L42 160V163L41 162H39L38 164L35 162V161H33V160H31L30 159V155H32L31 154V152L30 151ZM77 150H79V149H77ZM115 150V149H114ZM124 150H123V153L125 154L126 153V155L124 156V157H126L128 154H129V151L130 150H128V154H127V150H125L126 152H124ZM137 150V149H136ZM135 150V151H136ZM141 150H140V152H141ZM10 151V150H9ZM33 151V152H34ZM80 151V150H79ZM139 151V150H138ZM143 152H144V150H142ZM146 152H147V150H145ZM6 152H7V150H6ZM12 152V151H11ZM94 152V151H93ZM112 152V151H111ZM121 152V151H120ZM134 152V151H133ZM145 152V153H146ZM10 153V152H9ZM38 153H40V154H38ZM60 153H64L66 156H68V158L70 157V158H72L73 160H70L69 159V162H70V164H71V166H72V168H67V169H64L62 166L64 165V164H62V162L65 160V158H67L66 156H65V158H64V160L63 159H61V158H63L64 157V154H63V157L60 155ZM123 153H122V155L121 156H123ZM137 153H139V152H136L135 154L136 155H138ZM154 153V152H153ZM30 154V155H29ZM116 154V153H115ZM114 154V155H115ZM132 154V152H130V155ZM134 154V155H135ZM143 154V153H142ZM150 154V153H149ZM155 154V153H154ZM7 155V154H6ZM11 155H12V153H11ZM120 155V154H119ZM129 155V156H130ZM133 155V154H132ZM153 155V154H152ZM15 156H13V157H15ZM61 156V158H59V159H61L62 161H60L59 159H58V157H60ZM97 156V155H96ZM139 156L141 157L142 155L141 154H139ZM144 156H146L145 154H144ZM147 156H148V154H147ZM150 156V155H149ZM156 156V155H155ZM6 157V156H5ZM83 158V157H82ZM103 158V157H102ZM137 158V157H136ZM142 158H143V156H142ZM157 158V157H156ZM9 159V158H8ZM32 159H34V158H32ZM38 158H37V156H36V160H37ZM126 159V158H125ZM15 160V159H14ZM13 160V161H14ZM35 160V159H34ZM102 160V159H101ZM109 160V159H108ZM124 160V159H123ZM145 159H143V161L142 162H145L144 161ZM163 160V159H162ZM161 160V161H162ZM38 161V160H37ZM111 161V160H110ZM125 161V160H124ZM128 161V160H127ZM141 161V160H140ZM61 162V164H59V163ZM67 162V161H66ZM63 163H65V161L63 162ZM68 163V162H67ZM147 163V162H146ZM81 164V163H80ZM105 164V163H104ZM108 164V163H107ZM139 164V163H138ZM144 164V163H143ZM69 165V164H68ZM87 165V164H86ZM85 165V166H86ZM111 165V164H110ZM115 167H112L113 168V170H114V172L119 176V178L121 177V180L122 181H119V183L121 184V186L123 187V185H124V193H128L133 199H135V198H140V200H141V197H143V196H141V197H139V195L140 194H142L143 193V190L142 189H140V186H142L141 184H150L151 185V182H147L146 181V179H144V177L142 176L144 173H143V171H142V173L143 174H140L139 173V171L138 170H136L135 168H134V164H132V165H130V164H126V163H124V162H118V163H116V164H113ZM137 165V164H136ZM146 165V164H145ZM148 165V164H147ZM21 166H22V164H21ZM84 166V167H85ZM93 166V165H92ZM141 167H142V165H140ZM66 167H67V164H66ZM88 167V166H87ZM100 168V167H99ZM138 168V167H137ZM144 168V167H143ZM146 168V167H145ZM151 168V167H150ZM86 169H88V168H86ZM142 169V168H141ZM141 169H140V171H141ZM93 171L92 172V174H91V171ZM98 170V169H97ZM109 170V169H108ZM22 171V170H21ZM88 171H90V173L88 172ZM146 171V170H145ZM147 171H148V169H147ZM153 171V170H152ZM111 172V171H110ZM163 173V172H162ZM112 175V174H111ZM101 176H103V175H101ZM151 176V175H150ZM16 177V176H15ZM22 177V176H21ZM147 177V176H146ZM14 178V177H13ZM19 178V177H18ZM96 178V179H95ZM106 178V177H105ZM109 179V178H108ZM153 179V178H152ZM17 180V179H16ZM148 180V179H147ZM19 181V180H18ZM27 181V180H26ZM31 182V183H32ZM68 182H71V186H70V188H69V186L67 185V183ZM116 182V181H115ZM155 182V181H154ZM32 183V184H33ZM72 184H77L78 186L77 187H82L83 189H86L87 191H88V193H90L89 194V197H92V199H90V201H89V199H88V196H86L87 197V199H86V197H84V199L85 200H82L81 198H79L78 196H79V194L77 195V190H78V188H77V190L75 191V190H72V188L75 186V185H73V187H72ZM115 184V183H114ZM113 184V185H114ZM119 184V185H120ZM35 185H34V188H35ZM107 185V184H106ZM157 185V184H156ZM158 185H159V183H158ZM157 185V187H160V186H158ZM103 186V185H102ZM111 186V185H110ZM121 186H116V188L118 189L119 188V190H121L122 191V188H120ZM152 186V185H151ZM24 187V186H23ZM72 187V188H71ZM144 188H145V185L143 186ZM149 187V186H148ZM152 187H155V186H152ZM166 187V186H165ZM20 188V187H19ZM36 188V189H37ZM76 188V187H75ZM142 188V187H141ZM147 188V187H146ZM21 189V188H20ZM29 189V188H28ZM81 189V188H80ZM78 190V191H82V190ZM108 189V188H107ZM167 189V188H166ZM22 190H24V189H22ZM30 190H31V186H30ZM38 190V191H39ZM102 190V191H101ZM140 190H141V193H140ZM25 192H26V189L24 190ZM27 191H29V190H27ZM37 191V190H36ZM38 191H37V193H38ZM87 191H85L84 190V194L86 195V194H88V193H86ZM160 192H161V190H159ZM164 191V190H163ZM4 192V191H3ZM42 192V193H43ZM146 192H147V190H146ZM156 192H158L157 190H156ZM23 193V192H22ZM26 193H29V192H26ZM35 190H34V192L33 191H30V193L29 194H25V198H23L24 199V204H19V205H22V206H20L21 208H22V210H21V215H22V217L20 218V221H23L22 223H24V225L26 226V228H24V229H26V230H24V236H25V239H27L28 241H29V243L31 244V246L33 247V251H35L36 253L38 252L39 254H40V252L42 251V252H44V254H45V252H47V251H49L50 252V249L48 248V247H50V246H47V244L49 243V242H47V240L46 239H48L47 237H51L52 235H54V236H57L58 237V240H60V239H62V240H64V241H61V242H66L67 244H68V246L67 247H69V249H70V251L72 250L75 254H76V256L78 257L79 255H80V258H81V256H82V260L81 261H83V263L85 262V264H87L89 261H91V260H93L94 258H92L91 259V257H92V255H91V257H89L90 255H89V253H88V251L90 252V250L92 249H90L89 250V248H90V246L87 248L86 246V248L84 247V245L82 246V244L81 243H78V242H85L84 240L85 239H81L82 241H76V240H73V239H75V238H73L72 239V237H70V235H75V234H68V231L70 230V232H71V229H67V227H65V226H63L62 225V222H64L63 220L65 219V218H63L62 217V222H60L61 221V219L60 220H57V219H55V218H53L54 216L56 217L57 215H52V217H51V211L49 212L48 210V208H46L45 207V205L43 204V200H41V198L40 197H38L37 196V194L35 195ZM45 193V194H46ZM80 193V192H79ZM140 193V194H139ZM150 193H152V191H150ZM39 194V193H38ZM45 194H43V195H45ZM46 194V195H47ZM153 194V193H152ZM18 195V194H17ZM24 195V194H23ZM47 195V196H48ZM95 196V197H93V196ZM102 195H104V194H102ZM123 195V194H122ZM155 195V194H154ZM46 196V197H47ZM82 196V195H81ZM117 196V195H116ZM121 196V195H120ZM126 196V195H125ZM18 197V196H17ZM43 197V196H42ZM82 197V198H83ZM100 197H102V196H100ZM103 197H105V196H103ZM15 198V197H14ZM21 198H22V195H21ZM116 198V197H115ZM120 198V197H119ZM123 198V197H122ZM121 198V199H122ZM164 198V197H163ZM19 199V198H18ZM43 199H44V197H43ZM103 199V198H102ZM101 199V200H102ZM154 199V198H153ZM157 199V198H156ZM46 200V199H45ZM114 200H116V199H114ZM136 200V199H135ZM160 200V199H159ZM47 201V200H46ZM100 201V200H99ZM113 201V200H112ZM138 201V200H137ZM154 201V200H153ZM156 201V200H155ZM98 202V201H97ZM159 202H161V201H159ZM108 203V202H107ZM115 203V202H114ZM138 203V202H137ZM143 203V202H142ZM149 203V202H148ZM156 203V202H155ZM54 204V203H53ZM52 204V205H53ZM62 204V205H61ZM105 204V203H104ZM120 204V203H119ZM151 204V203H150ZM47 205H49V204H46V206ZM55 205V204H54ZM78 205H77V207L76 208H78ZM106 205H108V204H106ZM156 205V204H155ZM27 206V207H26ZM67 206L65 207V208H67ZM120 206V205H119ZM223 206V205H222ZM69 207V206H68ZM104 207V206H103ZM144 207V206H143ZM19 208V207H18ZM50 208V207H49ZM57 208V207H56ZM74 208V207H73ZM81 208V207H80ZM86 208H84L85 210H86ZM118 208V207H117ZM116 208V206H115V210L117 209ZM142 208V207H141ZM159 208V207H158ZM228 208V207H227ZM5 209V208H4ZM50 209H55V208H50ZM83 209V210H84ZM58 210V209H57ZM82 210V211H83ZM84 210V211H85ZM19 211H20V209H19ZM55 211V210H54ZM61 211H63V210H61ZM66 211V210H65ZM64 211V213H66ZM60 212V211H59ZM113 212V211H112ZM61 213V212H60ZM59 213V214H60ZM81 213V212H80ZM52 214H54V212L52 213ZM58 214V215H59ZM69 214V213H68ZM71 214V213H70ZM92 214V213H91ZM122 214V213H121ZM124 214V213H123ZM207 214V213H206ZM81 215V214H80ZM86 215H87V212H86ZM78 216V215H77ZM112 216V217H111ZM59 217V216H58ZM67 217H69V216H67ZM91 217H92V215H91ZM227 217V216H226ZM70 218V217H69ZM120 218V217H119ZM19 219V218H18ZM82 219V218H81ZM88 219V218H87ZM89 219H91V218H89ZM139 219V218H138ZM93 220V219H92ZM96 220V221H97ZM2 221V220H1ZM76 221V220H75ZM124 221V220H123ZM87 223V222H86ZM95 223V222H94ZM69 224V223H68ZM123 224H125V223H123ZM129 224V223H128ZM202 224H204V223H202ZM65 225H66V223H65ZM20 226H21V224H20ZM19 226V227H20ZM24 226V227H25ZM124 226V225H123ZM142 226V225H141ZM223 227V226H222ZM79 228V227H78ZM97 228V227H96ZM121 228V227H120ZM127 228V227H126ZM21 230H22V228H20ZM136 229V228H135ZM221 230H222V228H220ZM219 229V230H220ZM227 229V228H226ZM2 230V229H1ZM0 230V231H1ZM21 230H18V231H21ZM101 230V229H100ZM116 230V229H115ZM129 230V229H128ZM131 230V229H130ZM15 231V230H14ZM95 231V230H94ZM125 231V230H124ZM13 232V231H12ZM130 232V231H129ZM77 233V232H76ZM87 233V232H86ZM131 233V232H130ZM212 233V232H211ZM221 233V232H220ZM17 235H18V233H16ZM20 234V233H19ZM23 234L21 235V236H23ZM80 234V233H79ZM96 234V233H95ZM102 234V233H101ZM112 234V233H111ZM87 235V234H86ZM132 235V234H131ZM223 235V234H222ZM24 236H23V238H24ZM80 236V235H79ZM84 236V235H83ZM83 236H81V237H83ZM11 237V236H10ZM13 237V236H12ZM18 237V236H17ZM16 237V238H17ZM20 237V236H19ZM44 237H46V238H44ZM74 237V236H73ZM80 237V238H81ZM92 237V236H91ZM99 237V236H98ZM102 237H103V234H102ZM114 237V236H113ZM118 237H119V235H118ZM216 237V236H215ZM0 238H1V236H0ZM16 238H14V239H16ZM71 238V239H70ZM84 238V237H83ZM100 238V237H99ZM105 238H107V237H105ZM129 238V237H128ZM132 238V237H131ZM206 238V237H205ZM219 238V237H218ZM3 239H4V237H3ZM19 239V238H18ZM50 239V238H49ZM52 239V238H51ZM57 239V238H56ZM134 239V238H133ZM11 240V239H10ZM20 240H21V237H20ZM53 240H54V238H53ZM57 240V241H58ZM95 240V239H94ZM93 240V241H94ZM116 240V239H115ZM0 241H1V239H0ZM7 241V240H6ZM12 241H13V239H12ZM11 241V242H12ZM220 241V240H219ZM10 242V243H11ZM14 242V241H13ZM26 242V241H25ZM107 242V241H106ZM206 242V241H205ZM10 243H9V245H10ZM18 243V242H17ZM28 243V242H27ZM54 243V242H53ZM56 243V242H55ZM100 243V242H99ZM126 243V242H125ZM128 243V242H127ZM218 243V242H217ZM4 244V243H3ZM20 244V243H19ZM22 244V243H21ZM81 244V245H80ZM124 244V243H123ZM214 244V243H213ZM219 244V243H218ZM8 245V246H9ZM23 245H24V243H23ZM58 245V244H57ZM107 245V244H106ZM11 246V245H10ZM9 246V247H10ZM20 246V245H19ZM27 246V245H26ZM94 246V245H93ZM93 246H91V247H93ZM114 246V245H113ZM188 246H190V245H188ZM16 247V246H15ZM28 247H30V245L28 246ZM59 247V246H58ZM181 247V246H180ZM20 248V247H19ZM51 248H53V247H51ZM95 250H96V248L95 247H93ZM182 248V247H181ZM2 249V248H1ZM25 249V248H24ZM29 249V248H28ZM62 249V248H61ZM68 249V248H67ZM98 249L99 248H97V250L96 251H98ZM183 249V248H182ZM55 250V249H54ZM60 250V249H59ZM110 250V249H109ZM108 250V251H109ZM14 251H15V249H14ZM31 251V250H30ZM40 251V252H39ZM52 251V250H51ZM56 251H57V249H56ZM55 251V252H56ZM63 251V250H62ZM71 251V252H72ZM101 251V250H100ZM179 251V250H178ZM21 252V251H20ZM28 252V251H27ZM91 252H93L92 250H91ZM31 253V252H30ZM48 253V252H47ZM46 253V254H47ZM63 253V252H62ZM68 253V252H67ZM110 253V252H109ZM180 253V252H179ZM188 254L187 255H190L191 256V252H187ZM33 253H31V255H32ZM39 254L37 255V254H35L36 256H37V258H38V256H39ZM45 254V255H46ZM48 254H50V253H48ZM73 254V253H72ZM92 254V253H91ZM22 255V254H21ZM41 255V254H40ZM60 255V254H59ZM87 255H89V256H87ZM103 255V254H102ZM113 255V254H112ZM112 255H111V257H112ZM184 255V254H183ZM187 255H186V262H188L189 261V259H191V261H192V259L194 258L193 257V254H192V257H190V258H188L187 257ZM27 256V255H26ZM33 256V255H32ZM31 256V257H32ZM60 256H62V255H60ZM70 256V255H69ZM94 256V255H93ZM117 256V255H116ZM121 256V255H120ZM41 257V256H40ZM46 257V256H45ZM52 256H50L49 258H51ZM54 257V256H53ZM57 257V256H56ZM65 257V256H64ZM75 257V256H74ZM115 257V256H114ZM178 257H179V255H178ZM23 258V257H22ZM32 258H34V256L32 257ZM44 257L42 256V259H43ZM48 258V257H47ZM79 258V257H78ZM89 258H90V260H89ZM184 258H185V256H184ZM183 258V259H184ZM28 259V258H27ZM34 259H36V257L34 258ZM52 259V258H51ZM84 259V260H83ZM96 259V258H95ZM98 259V258H97ZM97 259L96 260H93V261H97ZM116 259V258H115ZM118 259V258H117ZM175 259H179V258H175ZM181 259V261H182V257L180 258ZM180 259H179V261H177L176 262V260H174L173 258L171 259V260H174V261H171L172 262V264H173V262H176V264H179V262H180ZM53 260V259H52ZM57 260V259H56ZM60 260V259H59ZM80 260V259H79ZM89 260V261H88ZM185 260H183V261H185ZM188 260V261H187ZM35 261V260H34ZM36 261H37V259H36ZM49 261V260H48ZM62 261H64V260H62ZM88 261V262H87ZM92 261V262H93ZM120 261V260H119ZM190 261V262H191ZM30 262V261H29ZM33 262V261H32ZM43 262V261H42ZM46 262V261H45ZM71 262V261H70ZM186 262H181L180 264H190V263H186ZM13 263V262H12ZM39 263V262H38ZM49 263V262H48ZM94 263V262H93ZM92 263V264H93ZM96 263V262H95ZM106 263V262H105ZM33 264V263H32ZM40 264H43V263H40ZM89 264V263H88ZM91 264V263H90ZM99 264V263H98ZM175 264V263H174Z\"/></svg>",
  "mask_w": 264,
  "mask_h": 264
}]
</instances>
